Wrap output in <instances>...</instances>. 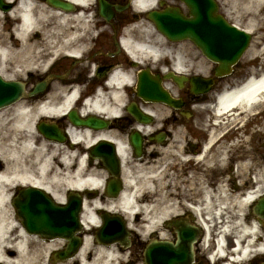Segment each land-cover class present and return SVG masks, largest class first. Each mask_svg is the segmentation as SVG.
Segmentation results:
<instances>
[{
  "label": "bare ground",
  "instance_id": "1",
  "mask_svg": "<svg viewBox=\"0 0 264 264\" xmlns=\"http://www.w3.org/2000/svg\"><path fill=\"white\" fill-rule=\"evenodd\" d=\"M74 1L86 5L90 0ZM137 1L141 6L152 5L155 2V0ZM261 1L253 0L254 6H258ZM15 2L17 4L11 15L20 13L23 17L22 26L17 37L10 39H7L5 33L0 30L3 73L8 59L19 65L27 62L35 63V59L45 57L47 55L45 49L39 48L44 45L54 48L52 38L55 35L66 36L69 41L76 39L78 36L76 31L63 34L62 29L71 22L74 23L73 28H81V24L86 20L82 10L77 13L59 10L48 5L46 0H15ZM132 32L134 34L124 37L123 42L134 56L136 53L149 52L159 57L161 51L169 52V49L162 47L165 45L162 36L145 28L144 25L137 26ZM34 33L41 34L43 40L31 41ZM72 51L80 52V46H76ZM131 79L130 72L116 70L110 80L112 88L115 89V106L113 107L109 99L106 102L105 96L101 94L91 100L93 108L100 110L106 104L108 111L114 109V112L118 113L122 103L120 90L124 86V81L131 82ZM263 94L264 72L254 74L241 86L222 93L217 101L216 112L220 117L225 114L231 116L233 113L236 120L240 115L259 107L263 101ZM76 96V89L57 84L54 91L38 104L21 100L13 106L0 110V264H74L70 260L55 263L51 256L48 257V251L53 252L62 247V239L54 237L48 240L39 237L38 234L27 232L22 223L16 220L18 214L16 209L12 208L10 191L17 185H34L51 192L55 199L63 202L66 200L65 193L68 190H86L90 187L101 190L104 187L103 172L95 167L93 161L89 162L87 155L89 148L100 137L106 136V133H97L89 128L69 124L67 133L71 143H62L47 139L37 126L42 115L66 117L74 106L73 101ZM234 110L239 112L234 113ZM216 137V134H211L206 145L213 143ZM117 144L124 162H128L129 147L121 140H117ZM169 149L161 151L159 158L149 156L145 164L137 167L135 175L131 174L129 168H125L126 187L118 199H107V203L98 197L86 199L82 214L86 226L92 229L98 225L100 217L97 212L106 207L125 214L128 228L139 232L141 236L161 229L163 220L179 210L172 200L174 192L169 190L172 189L174 177L162 175L167 167L161 170L163 164L167 162V156L175 154ZM208 149L207 146L204 153L194 159L200 161ZM262 166L263 169L264 164ZM259 189L235 196L221 191L223 196L217 209L211 201L213 190L210 188L202 190L204 206L198 207V211L205 210L209 215L211 214L204 219V226L207 239L218 237L214 242L216 253L221 256L234 253L238 261H244L256 251L255 245L258 243L256 236L259 230L256 222L247 219L244 213L245 205L252 202ZM230 202H234V219L225 215L233 211ZM180 204L182 210L184 203ZM218 214L224 215L222 219L225 225H217ZM231 224L235 227L238 245L233 251L229 249L227 236V233H233L229 228ZM118 249L115 245H97L91 234H86L84 245L76 259L79 260V264H118L117 259L120 260L119 264H127L118 254ZM224 259L225 257H221L219 261L222 263Z\"/></svg>",
  "mask_w": 264,
  "mask_h": 264
},
{
  "label": "flooded vegetation",
  "instance_id": "2",
  "mask_svg": "<svg viewBox=\"0 0 264 264\" xmlns=\"http://www.w3.org/2000/svg\"><path fill=\"white\" fill-rule=\"evenodd\" d=\"M109 4L124 5L121 10L113 8V13L102 15L99 12V0H91L88 7H84V14L89 23L87 28L77 29L79 36L75 41H60L55 51L47 57V70L39 75L32 73L29 82H35L43 76L51 77L49 90L41 96L43 100L48 94L54 91L56 84L77 85L81 102L77 105V111H91L89 101L99 95L105 96V101L109 99L113 107L115 106V89L112 88L110 80L113 73L122 69L130 72L132 79L130 83H124L120 93H122V103L119 106V112L115 113L114 109L108 111L106 104L98 111L93 110L89 114L96 115L102 123L98 127H91L98 133H107L112 137H117L129 145V160L137 164L143 162L149 155H159L156 150L158 147L167 148L170 146L179 148L183 157H186L185 169L179 173L180 176H204L207 179L208 189L213 190V195L220 202L223 196L221 191L233 196L244 195L251 190H258L257 198L264 194V173L262 164L264 161V141L260 133L252 131H240L233 128L241 127L240 125H223L214 126V128H223L224 130L216 135L213 143L209 141L211 133L204 130L200 124L204 116L199 115L197 108V93L192 85L194 78L198 74L206 77H213V85L220 84L225 78L215 75V66L211 60L207 61V68L204 67L203 57L199 55L195 45L190 42L185 45L178 44L182 50L173 48V56L181 57L182 71L180 76L181 82L174 78H164L163 83L168 88L171 96L182 106L175 108L167 104L150 103L138 95L136 84L139 81L138 75L141 70L150 69L153 74L164 72L161 65L153 67L145 61L132 60L123 45V37L134 26L135 20H140L143 12L136 6L137 0H105ZM218 5V14H228L229 0H216ZM181 0H160L159 7L164 9L170 5L183 6ZM76 9L72 12H79L80 5L76 4ZM14 6V5H13ZM12 6V8H13ZM88 29V30H85ZM183 44V43H182ZM80 46L81 52L74 53L70 49ZM137 61V64H136ZM200 62V67H197ZM205 70V71H204ZM133 71V72H132ZM164 77V75H163ZM110 94V96H109ZM136 106L140 110L147 111L149 108H156L160 113L159 123L156 119L149 125L145 123L144 117L135 115L130 108ZM85 117V115L82 114ZM88 117V115H86ZM63 129H67L69 123H61ZM151 130H148V127ZM244 128V127H242ZM139 133L141 138L140 157L135 156L131 147L130 137L134 133ZM102 138V137H101ZM208 146L207 153L202 157L199 163L191 160L192 156L202 155ZM128 160V161H129ZM138 160V161H136ZM128 162H126V165ZM104 176H108L106 169L100 166L101 162L96 163ZM262 166V167H261ZM194 169L195 172H191ZM187 185L188 192L192 191L190 182H184ZM219 194H222L221 196ZM189 195L187 200H192L199 205L203 201ZM183 196L180 197V200ZM181 207V204L178 203ZM188 205H193L188 203ZM188 205H185L180 213L176 214V221L196 227L204 224V219L210 216L208 213L202 214L193 212ZM234 202H230V207ZM249 219L256 218L257 228L259 230L256 236L258 244H264V218L253 214L250 208ZM230 215L229 213L227 214ZM224 217L223 214L216 215ZM171 221L164 220L159 230L161 242L167 239L175 241L177 234L175 227L171 226ZM204 233L195 243V261L194 264H210L209 250L205 248ZM264 264V254L259 255L253 262Z\"/></svg>",
  "mask_w": 264,
  "mask_h": 264
},
{
  "label": "water",
  "instance_id": "3",
  "mask_svg": "<svg viewBox=\"0 0 264 264\" xmlns=\"http://www.w3.org/2000/svg\"><path fill=\"white\" fill-rule=\"evenodd\" d=\"M186 1L189 6L192 7V1ZM193 12L195 13L193 18L183 16L178 9H169L163 13L154 12L152 17L157 22V25L164 29L171 38L178 39L189 36L196 40L207 53L206 35L210 29L208 22L212 20L211 22L216 24L218 23V18L214 17L213 19L209 18L206 20L205 15L211 13L209 10L204 11V9H195ZM229 38L231 46L233 44L239 45L240 43L243 45L247 42L248 35L229 27ZM153 85L155 86L156 83ZM23 93L24 84L21 81H7L0 76V107L19 99ZM112 154L113 153L111 152L109 157H112ZM112 183L114 184L113 186L119 187L118 180H114ZM13 203L18 208V212L23 218V222L28 230L38 232L43 237H53L56 235L65 237L69 241L68 249L64 252V256L66 257L72 256L75 251H77L82 243V238L76 234L77 230L81 228L79 220L81 198L78 195H69V203L66 205H59L55 203L52 197L44 190L36 187H28L23 189L21 194L14 198ZM115 219L116 218L107 217L106 220L111 222ZM116 230L117 232L112 231L113 234L109 233L106 226L102 228L100 235L110 241L115 239L124 241L127 237V232L125 231L124 226H119ZM184 232L185 230L183 229L181 232V241L176 245H167L177 251L183 249L186 255L188 250L190 251L191 243L189 241L184 245ZM189 239H191V237H189ZM157 246L158 245L156 244L153 245V247L147 252V258L150 262L152 261L155 264L159 259L155 253Z\"/></svg>",
  "mask_w": 264,
  "mask_h": 264
},
{
  "label": "rangeland",
  "instance_id": "4",
  "mask_svg": "<svg viewBox=\"0 0 264 264\" xmlns=\"http://www.w3.org/2000/svg\"><path fill=\"white\" fill-rule=\"evenodd\" d=\"M239 1L238 0H229V10L231 13H233V15H235L236 17L240 18L244 23H248V24H255L258 23L260 26H262V33L264 35V11L261 12V14H257V16H253V13L250 12V10L246 9V5L245 4H240L238 3ZM263 4H264V1H262ZM261 6H258V9H260ZM254 11H258L257 9L256 10H253L252 9V12ZM251 13V14H250ZM259 34L258 37H255V40L253 41L254 45L258 44L259 47L261 48V46H263V48L260 50V51H257V52H261L262 54L264 53V37ZM42 36H40L39 38H36V39H40ZM45 49V51H47V45H44L42 47H40V49ZM255 52H247V55L243 58V60L241 61L240 64H243L246 62V60H248L250 57L254 56ZM36 66L38 68H36ZM262 67H264V62L262 64ZM20 68H23V67H19ZM38 72L42 71L44 68H45V61H43V59H41L40 61H38L37 63H35V67H34ZM39 68H43L42 70H39ZM249 67H246V70L248 69ZM258 70H260L259 68H257ZM21 72L20 71H16L12 66L9 67V70L7 71V73L9 75H19ZM211 107H209V105H206L204 107V110L203 112L206 113L208 110H211L210 109ZM258 109H264V103L260 105V107ZM257 109V110H258ZM257 110H255L254 112L250 113L249 114H242L241 115V118H240V124H235L237 122H234L236 120L233 119V124L235 125H241L243 126L242 123H245L247 122L246 125H254L253 127H248L244 128L245 131H247L248 129H252V130H255L256 131V134L257 133H260L261 136L263 137V141H264V133H261V128L264 127V111H263V114H254ZM202 114V112H199ZM211 119V118H210ZM243 119V120H242ZM206 125H209L212 123L209 122V117H206ZM225 120V119H224ZM211 121V120H210ZM245 125V126H246ZM249 132V131H247ZM243 132H240V135H242ZM158 150H161V149H158ZM168 161L164 164L163 167H165V165L169 162H172L173 164H176L175 161H174V158L173 157H170V158H167ZM135 165H138V164H135ZM187 167L185 165V163H182L180 165L177 166V168H184ZM132 169H133V174L135 173L136 171V166L132 165ZM167 170V173H170L175 179L174 182H173V186H172V191L174 190V192L176 193H180V191H184L186 188H187V185L184 184V182H188L187 178L186 177H179L178 176V173L179 172H175V168H170V166L168 167ZM191 182L194 184L192 185V189L195 188V194L196 195H200L201 194V189L205 186H207L206 184V178L202 177H193V179L191 180ZM171 191V190H170ZM194 197V196H193ZM196 198L198 199H201L200 196H196ZM175 202L179 201V199H177L176 197L173 199ZM13 208V207H12ZM16 218V217H15ZM137 239V241L133 242L132 246H130V248H123V249H120L118 254L120 255V257L122 258V260H125L126 263H131L132 264H144V261H143V258H144V254H143V251H144V248H145V243L148 242L150 239L153 238L152 234H147V235H144L143 237H141L140 234L137 233V236L135 237ZM134 238V240H135ZM231 244H232V241H231ZM49 252V251H48ZM73 262V261H72ZM117 262L119 264L120 260L117 259ZM134 262V263H133Z\"/></svg>",
  "mask_w": 264,
  "mask_h": 264
}]
</instances>
